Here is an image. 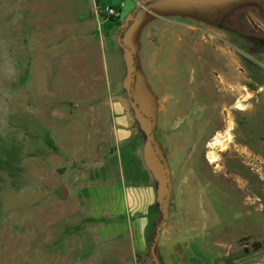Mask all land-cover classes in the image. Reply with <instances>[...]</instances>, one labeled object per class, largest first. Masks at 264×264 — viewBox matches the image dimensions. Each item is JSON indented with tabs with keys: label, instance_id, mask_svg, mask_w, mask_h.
<instances>
[{
	"label": "rangeland",
	"instance_id": "374dc122",
	"mask_svg": "<svg viewBox=\"0 0 264 264\" xmlns=\"http://www.w3.org/2000/svg\"><path fill=\"white\" fill-rule=\"evenodd\" d=\"M153 2L0 0V155L21 168L0 170V264H155L164 220L159 264L171 239L199 264L264 257V73H221L220 43Z\"/></svg>",
	"mask_w": 264,
	"mask_h": 264
},
{
	"label": "flooded vegetation",
	"instance_id": "af4514ba",
	"mask_svg": "<svg viewBox=\"0 0 264 264\" xmlns=\"http://www.w3.org/2000/svg\"><path fill=\"white\" fill-rule=\"evenodd\" d=\"M154 1L155 10H168L172 23L186 27L192 38L220 43L228 53L222 56L223 66L216 68L221 73H264L259 63L264 59V0Z\"/></svg>",
	"mask_w": 264,
	"mask_h": 264
},
{
	"label": "water",
	"instance_id": "95a60500",
	"mask_svg": "<svg viewBox=\"0 0 264 264\" xmlns=\"http://www.w3.org/2000/svg\"><path fill=\"white\" fill-rule=\"evenodd\" d=\"M144 1H148V0H143V2ZM158 1H160V0H158ZM162 1H160V2H162ZM167 2H169V0H167ZM150 9L151 10H149V11H152L154 13H158V14H161V13H163V14H169V11L168 10L167 11H163V12H158L157 10H155L154 9V4L151 6ZM134 12H135V10L128 15V18H127L126 21H128L129 19H131L133 17ZM141 21H142V19L140 18V20L138 21V24L141 23ZM137 27L134 26V27L131 28V32H132L131 35L132 36H131L130 41H129L130 42V46L127 45V44H125V43H122L123 45H125L130 50V52H132V47L134 46V42H135V39H136L135 36H136ZM135 69H136V65H135V62H134L132 64V70H133L132 75L135 74ZM138 91L140 92L141 99L143 101V106H144L145 110H143L141 108V106H138V107H139V109L148 118H151L152 116L155 115V101H154V96H153V94L149 90H147L146 88H143V87H138ZM133 102L136 103L135 100H133ZM156 153H157V151H156ZM162 162L164 164V161H162ZM145 163H146V165L152 171H155L156 170L157 163H156L155 156L149 154L148 152L145 153ZM164 170H166V169H164ZM167 190H168V187H166L165 194L167 193ZM67 194H68L67 188L65 186H63L62 189H61V197L62 198H66ZM164 200L165 199L163 198L162 199V202H161V211H162L163 216L165 218L166 215H165V211H164V208H163V202H164ZM164 224H165V220L163 221L162 225L156 230V234H155V237H154V241L151 244V254H152V257L154 259L155 264H159V262L157 261V258L155 257V255L153 253V247H154V244H155V240L157 239V237H158V235L160 233V230H161V228L163 227Z\"/></svg>",
	"mask_w": 264,
	"mask_h": 264
},
{
	"label": "crops",
	"instance_id": "0c3cea01",
	"mask_svg": "<svg viewBox=\"0 0 264 264\" xmlns=\"http://www.w3.org/2000/svg\"><path fill=\"white\" fill-rule=\"evenodd\" d=\"M95 5L97 6L96 2H95ZM120 15H121V8H120ZM104 19L107 20L110 18L105 17ZM146 192L149 194L153 193L154 192L153 186H151V188H148V190H146ZM150 202H151V200H150V196H149L145 202L146 206L148 205L147 203H150ZM145 233H146V229H145ZM189 246H190L189 241L176 242V241H173V239H171V240L165 242L164 250H165V254H166L167 259H168V263L169 264H199V262L195 261L193 257H189L187 255ZM262 248H263V245L261 246V248L259 250L250 251L247 254L257 253ZM252 264H264V257H262L260 259H255Z\"/></svg>",
	"mask_w": 264,
	"mask_h": 264
},
{
	"label": "trees",
	"instance_id": "16d2710c",
	"mask_svg": "<svg viewBox=\"0 0 264 264\" xmlns=\"http://www.w3.org/2000/svg\"><path fill=\"white\" fill-rule=\"evenodd\" d=\"M14 159L15 158H13V153H11L10 151L6 152L4 156L0 155V170L2 173L12 175L13 172L21 169L19 166H17V164L16 165L13 164ZM15 160L17 161V159ZM9 184L13 187L16 185L13 180H11ZM246 239L247 238L245 237L240 239V243L242 245V249L244 252L249 253L250 251H257L261 248L262 246L261 241L254 240L250 243L249 246H247L246 244L243 243Z\"/></svg>",
	"mask_w": 264,
	"mask_h": 264
},
{
	"label": "built area",
	"instance_id": "2783aa9c",
	"mask_svg": "<svg viewBox=\"0 0 264 264\" xmlns=\"http://www.w3.org/2000/svg\"><path fill=\"white\" fill-rule=\"evenodd\" d=\"M97 14H102L105 17H117L119 16V7L107 6L104 11H99Z\"/></svg>",
	"mask_w": 264,
	"mask_h": 264
},
{
	"label": "bare ground",
	"instance_id": "6f19581e",
	"mask_svg": "<svg viewBox=\"0 0 264 264\" xmlns=\"http://www.w3.org/2000/svg\"><path fill=\"white\" fill-rule=\"evenodd\" d=\"M210 161H215V156L213 154H210V156L208 157Z\"/></svg>",
	"mask_w": 264,
	"mask_h": 264
}]
</instances>
